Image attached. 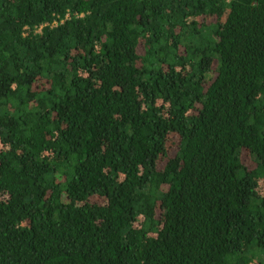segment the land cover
<instances>
[{"label": "trees", "instance_id": "1", "mask_svg": "<svg viewBox=\"0 0 264 264\" xmlns=\"http://www.w3.org/2000/svg\"><path fill=\"white\" fill-rule=\"evenodd\" d=\"M0 264H264V0H0Z\"/></svg>", "mask_w": 264, "mask_h": 264}, {"label": "built area", "instance_id": "2", "mask_svg": "<svg viewBox=\"0 0 264 264\" xmlns=\"http://www.w3.org/2000/svg\"><path fill=\"white\" fill-rule=\"evenodd\" d=\"M37 32H39V29L37 30Z\"/></svg>", "mask_w": 264, "mask_h": 264}]
</instances>
